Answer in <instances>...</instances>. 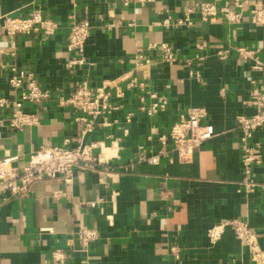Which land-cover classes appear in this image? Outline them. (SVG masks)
Instances as JSON below:
<instances>
[{
  "label": "crops",
  "instance_id": "0c3cea01",
  "mask_svg": "<svg viewBox=\"0 0 264 264\" xmlns=\"http://www.w3.org/2000/svg\"><path fill=\"white\" fill-rule=\"evenodd\" d=\"M200 1L155 0L145 6L118 4L114 9L107 4H81L77 13L95 25L85 47V56L93 65L69 70L66 41L74 10L71 1L0 0V18L26 16L37 6L59 23L58 32L49 39L9 37L0 29V65L33 73L42 88L55 92L70 93L74 80L88 78L101 85L119 78L132 68L139 46L166 42L187 59L194 56L197 42H206L205 53L210 56L198 67L205 84L190 77L180 64L158 62L150 83L155 92L168 97L167 110L148 118L137 111L135 95L129 94L123 102L127 111L135 112L132 122L88 137L99 142L98 153L108 158L113 171L106 166L100 167V173L77 170L73 185L45 180L34 184L23 198L0 195V264H50L54 249L78 247L75 236L81 229H96L100 238L87 258L75 253L68 264H257L250 248L241 245L231 230L215 245L210 243L208 231L232 219L249 223L264 256V196L239 192L242 165L236 121L238 115L255 114L244 101L249 99L252 81L264 86V72L253 71L249 62L235 56L227 61L215 57L219 49L262 46L264 28L249 17L232 26L221 18L204 23L198 14L192 15L194 24L189 28L157 25L165 18L163 7L175 18H183L187 6ZM216 2L218 6L233 4V0ZM100 15L103 23L98 20ZM149 53L154 58L157 55ZM9 75L0 66V95L14 99ZM189 107L204 108L205 122L216 132L191 160L171 153L159 165L137 164L131 173L121 169L135 160L140 146L158 152L160 136ZM25 109L37 112L38 126L0 129V160L17 157L12 165L20 170L41 147L62 146L65 139L80 132L72 112L55 103H45L37 110L26 104ZM254 139L264 146V128L256 131ZM254 174L264 182L262 166H256ZM57 191L64 195L56 198ZM172 246L180 247V260L172 256Z\"/></svg>",
  "mask_w": 264,
  "mask_h": 264
},
{
  "label": "built area",
  "instance_id": "2783aa9c",
  "mask_svg": "<svg viewBox=\"0 0 264 264\" xmlns=\"http://www.w3.org/2000/svg\"><path fill=\"white\" fill-rule=\"evenodd\" d=\"M73 13L70 16L72 24L66 41V50L70 57L66 67L69 70L82 68L93 64L85 56L86 43L91 37L95 25L77 13L81 4H107L114 9L121 4L124 7L139 4L145 6L155 0H70ZM161 13L165 18L157 25L166 29L191 27L192 15L198 14L204 23L215 18H221L229 25H241L246 17L253 24L264 28V2L262 0H233V4L218 6L216 0H201L189 4L183 18H175L168 8L163 7ZM113 14H109L112 17ZM100 23L104 18L98 17ZM59 23L46 16L40 7L34 6L26 16L6 15L0 18V29L9 37L40 35L49 39L58 32ZM193 57L184 59L179 56L174 47L166 42L139 46L133 56L132 68L119 78L94 85L90 79L74 80L71 92L64 94L50 89L42 88L33 73L5 64L0 65L8 69V84L15 95L9 99L0 95V129L7 128L19 131L24 128L38 126L40 119L37 112L27 111L26 104L36 110L45 103H55L60 109H69L74 122L80 127L77 135L65 139L62 146H44L31 156L30 162L22 170L12 165L17 157L7 156L0 160V195H9L13 198H23L30 193L34 184L45 180H57L64 185H73L76 182L77 170L100 173V167L110 168L108 158H103L99 142L88 140L98 130H106L120 125L122 122L131 123L135 112L127 111L124 100L129 94H134L137 102V111L148 118H156L165 112L169 99L158 94L151 88L154 71L158 62L167 65L180 64L189 70L190 77L205 84L198 67L202 66L210 56L205 53L208 48L206 42H197L194 46ZM156 53L155 58L150 53ZM264 44L257 48L237 46L230 49H219L215 57L227 61L235 56L251 64L253 71L264 72ZM253 88L249 99L244 104L255 109V114L247 116L238 115L237 128L240 132V150L242 179L239 192L246 195L262 194L264 196V182L255 178L254 168H264V146L255 141L257 130L264 128V86L252 81ZM10 112L6 117L5 113ZM207 111L204 108L189 107L183 110L179 119L169 128V132L160 136V150L148 151L139 147L137 157L133 162L120 166L127 173L134 172L135 166L141 163L159 165L162 158L169 157L171 153L191 160L195 151L216 136L214 126L205 122ZM171 160V159H170ZM109 171H113L111 168ZM62 191L55 192V197H61ZM94 206V204H90ZM264 209V205H263ZM233 231L235 238L241 245L250 248L251 255L257 264H264V256L258 243L257 234L249 223L244 220H224L215 224L208 231L210 243L215 245L228 231ZM46 230L42 229L41 232ZM78 247L56 248L51 252L50 264H68L73 254L81 253L85 257L89 254L91 246L100 238L96 229H81L76 232ZM171 254L175 260L181 259L179 246H172ZM87 258V257H86Z\"/></svg>",
  "mask_w": 264,
  "mask_h": 264
}]
</instances>
